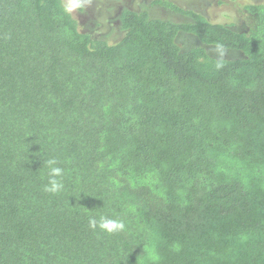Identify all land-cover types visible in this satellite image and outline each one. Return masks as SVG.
<instances>
[{
    "label": "trees",
    "instance_id": "trees-1",
    "mask_svg": "<svg viewBox=\"0 0 264 264\" xmlns=\"http://www.w3.org/2000/svg\"><path fill=\"white\" fill-rule=\"evenodd\" d=\"M233 2L244 31L153 0L186 21L124 8L108 44L0 0V264H264V2Z\"/></svg>",
    "mask_w": 264,
    "mask_h": 264
},
{
    "label": "rangeland",
    "instance_id": "rangeland-1",
    "mask_svg": "<svg viewBox=\"0 0 264 264\" xmlns=\"http://www.w3.org/2000/svg\"><path fill=\"white\" fill-rule=\"evenodd\" d=\"M153 0H82L83 7L73 15L80 23L82 31L89 33L93 38H102L108 44H114L122 36L119 28L118 16L124 8L134 11L146 10L154 18L184 22L185 18L159 7L151 6ZM178 5L194 9L205 14L213 22H223L231 25L236 31H244L245 24L241 10L233 0H173ZM240 3H259L264 0H238ZM178 43L183 49L198 45V40L187 34H179ZM110 42V43H109ZM206 51L213 57L237 58L239 53L226 51L212 46Z\"/></svg>",
    "mask_w": 264,
    "mask_h": 264
},
{
    "label": "clouds",
    "instance_id": "clouds-1",
    "mask_svg": "<svg viewBox=\"0 0 264 264\" xmlns=\"http://www.w3.org/2000/svg\"><path fill=\"white\" fill-rule=\"evenodd\" d=\"M82 7H83L82 0H65L64 12L66 14H72L77 10L82 9ZM56 163H57L56 160L47 161L49 173H48V182L44 189L46 192L57 193L61 191V189L63 188V184L60 179V177L63 174V170L59 167H56L55 166ZM89 226L91 228L99 227L102 231H105L107 233L120 232L125 229V224L122 221L105 219V218H101L99 224L97 223L96 220H90Z\"/></svg>",
    "mask_w": 264,
    "mask_h": 264
}]
</instances>
